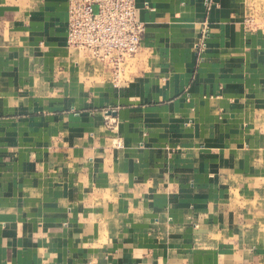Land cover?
I'll return each instance as SVG.
<instances>
[{
	"label": "crops",
	"instance_id": "0c3cea01",
	"mask_svg": "<svg viewBox=\"0 0 264 264\" xmlns=\"http://www.w3.org/2000/svg\"><path fill=\"white\" fill-rule=\"evenodd\" d=\"M134 1L114 89L0 0V264H264V0Z\"/></svg>",
	"mask_w": 264,
	"mask_h": 264
},
{
	"label": "built area",
	"instance_id": "2783aa9c",
	"mask_svg": "<svg viewBox=\"0 0 264 264\" xmlns=\"http://www.w3.org/2000/svg\"><path fill=\"white\" fill-rule=\"evenodd\" d=\"M66 44L108 65L119 80L124 63L140 51L144 25L134 0H67Z\"/></svg>",
	"mask_w": 264,
	"mask_h": 264
},
{
	"label": "rangeland",
	"instance_id": "374dc122",
	"mask_svg": "<svg viewBox=\"0 0 264 264\" xmlns=\"http://www.w3.org/2000/svg\"><path fill=\"white\" fill-rule=\"evenodd\" d=\"M66 48L68 49V50H70V51H79V52H83V51H81V50H77V49H75V48H73V47H69L67 44H66ZM83 53H85V52H83ZM87 54V53H86ZM87 56L90 58V60H88L89 61V64L90 65H92V66H96V71H97V73L96 74H98L99 75V73L100 72H102V74H105V71L106 72H108L107 71V69L109 70V73H107L106 74V80H107V82H109L110 83V85H112V87H114V89H118L119 87H120V84H121V80H122V73H123V66H122V69H121V74H120V78H119V80H117L113 75H112V73H111V68L108 66V65H106V64H103V63H101V62H99V61H97V60H95V59H93L91 56H89L88 54H87ZM98 67V68H97ZM99 78H101V79H103V77H100L99 76ZM105 112V111H104ZM105 125H106V129L108 128V129H111V127L113 128V124L111 125V122H110V120L107 118V119H105ZM115 138H117V135L115 134ZM121 145V144H120ZM118 146V141L116 140H113V143H112V146H113V149H121V146Z\"/></svg>",
	"mask_w": 264,
	"mask_h": 264
},
{
	"label": "water",
	"instance_id": "95a60500",
	"mask_svg": "<svg viewBox=\"0 0 264 264\" xmlns=\"http://www.w3.org/2000/svg\"><path fill=\"white\" fill-rule=\"evenodd\" d=\"M111 114V113H110Z\"/></svg>",
	"mask_w": 264,
	"mask_h": 264
}]
</instances>
